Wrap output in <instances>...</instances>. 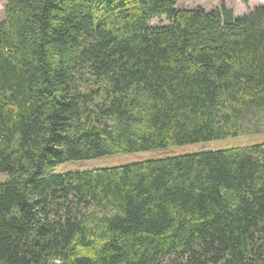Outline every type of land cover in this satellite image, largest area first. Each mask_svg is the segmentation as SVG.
Returning <instances> with one entry per match:
<instances>
[{
	"label": "trees",
	"instance_id": "trees-1",
	"mask_svg": "<svg viewBox=\"0 0 264 264\" xmlns=\"http://www.w3.org/2000/svg\"><path fill=\"white\" fill-rule=\"evenodd\" d=\"M177 5L8 0L0 264H264V141L56 171L264 133V3Z\"/></svg>",
	"mask_w": 264,
	"mask_h": 264
},
{
	"label": "rangeland",
	"instance_id": "rangeland-1",
	"mask_svg": "<svg viewBox=\"0 0 264 264\" xmlns=\"http://www.w3.org/2000/svg\"><path fill=\"white\" fill-rule=\"evenodd\" d=\"M178 0V8H196L202 7L206 10H212L218 8L221 4H225L228 8H233L236 15H244L251 11L254 7L262 5L264 0ZM8 0H0V20L3 19L4 8ZM159 23H168L163 18L161 20H155L153 25H159ZM264 141V133L241 135L238 137H229L224 139H217L202 143H196L191 145H184L179 147H173L170 149H161L155 151L137 152L132 154H117L112 156H105L93 160L83 162H67L59 165L56 169L57 172L90 169L95 167H105L120 165L130 162H136L145 159H155L165 156H173L187 153H195L200 151L225 149L231 147H243L252 144L260 143ZM7 174L0 173V182L6 180Z\"/></svg>",
	"mask_w": 264,
	"mask_h": 264
}]
</instances>
